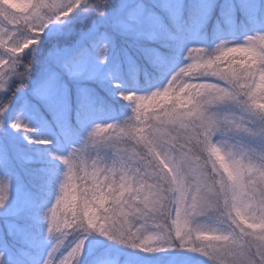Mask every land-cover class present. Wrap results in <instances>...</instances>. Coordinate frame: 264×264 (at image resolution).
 Listing matches in <instances>:
<instances>
[{
    "label": "snow or ice",
    "instance_id": "obj_1",
    "mask_svg": "<svg viewBox=\"0 0 264 264\" xmlns=\"http://www.w3.org/2000/svg\"><path fill=\"white\" fill-rule=\"evenodd\" d=\"M105 5L106 0H30L21 9L0 0V25H4L0 48L10 53L9 59H0V80L15 65L12 57L38 43L53 19L67 18L82 6L103 14ZM7 26L27 29L36 38L10 45ZM217 50L216 55L202 48L188 50L190 62L171 81L175 85L179 80L186 90L158 93L150 104L135 109L130 125H97L88 134L91 144L115 149L110 164L89 163L79 150L58 157L67 171L55 203L45 213L47 234L54 243L40 264H78L86 236L69 241L70 247L65 242L80 230L145 253L182 248L207 257L211 264H264V152L257 156L253 150L237 158L212 137L225 128L258 136L264 143V109L257 107L264 103V89L259 87L264 78V34L249 36L246 48L236 50L254 53L251 59L230 56L223 42ZM202 76L219 82L197 80ZM5 89L6 83H0V91ZM225 103L240 105V113L221 115L211 110ZM149 107L155 110L149 112ZM7 108L6 102H0V113ZM12 127L35 131L19 120ZM42 141L46 140L29 142ZM219 156L226 161L227 172ZM7 200L8 183H0V208ZM203 216L228 226L218 229L196 223ZM241 218L262 227H246ZM8 231L26 233L21 225Z\"/></svg>",
    "mask_w": 264,
    "mask_h": 264
},
{
    "label": "rangeland",
    "instance_id": "obj_2",
    "mask_svg": "<svg viewBox=\"0 0 264 264\" xmlns=\"http://www.w3.org/2000/svg\"><path fill=\"white\" fill-rule=\"evenodd\" d=\"M179 2L180 0H107L103 14L94 8L85 9L82 6L67 18L53 19L40 33L38 43L26 48L19 56L12 57L15 65L8 68L5 78L0 80V83H6V89L0 91V102L8 104L7 110L0 113V183H8V200L5 207L0 208V253L3 254V264L16 262L40 264L54 243V240L48 237L45 220V213L54 204L53 201L49 202L47 207L44 206L46 210L42 216L38 213L36 218L32 215L28 217L24 236L11 235L8 231L11 226H23L16 219V214L22 211L21 207L30 199V194L24 189L18 169L11 159V153L14 151L19 155L25 154V149L19 144L25 136L24 129L13 128L14 121L19 120L28 127L35 121L39 122L37 134L46 138L60 139V134H63L66 140H60L58 157L79 150L89 163L100 160L110 164L115 158V149L103 144H91L88 134L97 125L124 126L130 121L125 110L106 114L101 105L94 108L88 103L82 112L79 110L74 112L71 121L70 95L78 97L82 95L83 89H87L88 99H94L93 103L95 99L99 100L98 88H95V85L107 87L109 79L116 76L119 69L116 52L110 48L109 43H114L117 38L126 39L125 37H130L128 39L134 41L159 40V37L167 39L166 34L159 30L162 26V17L171 14L172 7L178 8ZM86 18L89 21H86ZM7 30L12 33L10 45H19L26 39L36 38L24 28L15 29L7 26ZM238 42H231L229 45ZM102 49L105 50L103 58ZM155 51L154 54L158 52L159 56V49L156 48ZM176 55L175 52L171 55L172 61L167 64L160 85L158 80V83L150 88V93L156 88H162L173 74L190 62V58ZM9 57L10 53L5 48H0V59ZM34 57H38L39 60L36 70L28 71L27 75L22 76L19 72L27 68L23 64L24 59ZM24 77L29 79L20 82ZM197 80L219 82L210 76L197 77ZM13 87H16V96L10 97ZM211 110L221 115L240 113L232 103L220 104ZM221 139L220 136L215 138ZM223 139L245 148L250 154L253 150L257 156L264 152V143L258 136L230 132ZM60 161L62 162L60 177L64 178L67 167L62 159ZM196 223L218 229L227 228L213 216L198 217ZM96 234L101 235L97 232L83 233L76 239L86 236L84 254L79 261L83 262L90 254ZM70 239L69 237L65 242L69 247ZM97 240L102 244V249L100 252L95 251L96 255L85 264H211L207 257L187 249L173 248L167 252L145 253L107 238ZM20 251L25 258L20 257L22 256L19 254Z\"/></svg>",
    "mask_w": 264,
    "mask_h": 264
},
{
    "label": "trees",
    "instance_id": "obj_3",
    "mask_svg": "<svg viewBox=\"0 0 264 264\" xmlns=\"http://www.w3.org/2000/svg\"><path fill=\"white\" fill-rule=\"evenodd\" d=\"M16 2L17 0H9L13 6ZM178 4V8L172 7L171 14L162 17V26L159 30L166 34L167 39L159 37V40L134 41L128 39L130 37H125L126 39L117 38L114 43H109L110 48L116 52L118 73L109 79L107 87L95 85V88H98L99 100L95 99L94 103V99H88L87 89H83L82 95L78 97L70 95L71 121L74 112L76 110L82 112L88 103L94 108L101 105L106 114L125 110L127 118L131 121L134 118L133 105L123 98L124 95L129 93L138 95L140 92H143V95L150 94V87L158 83V80L160 85L174 52L190 58L188 50L191 48H202L206 54H210L222 42L226 46H233L229 44L236 41H239L236 44L246 43L249 36L264 34V0H180ZM88 18L91 19L90 16ZM88 18L85 20L89 21ZM201 40L203 43H199ZM156 48L159 49V56L158 52L154 54ZM23 62L27 68L19 72L22 76L27 75L28 71H35L39 65L38 57L25 58ZM28 79L24 77L20 82ZM15 90L16 87H13L10 97L16 96ZM153 110L155 109L152 107L148 109L149 112ZM37 120L39 121V118ZM28 128L35 131L24 130L25 136L19 142L20 147L25 149V154L19 155L15 151L11 153L12 162L21 175L24 189L30 194V199L21 207L22 211L16 214V219L23 227L28 226L29 216L36 218L38 213L42 216L46 210L44 206L47 207L52 201L55 203L59 195L60 184L64 179L60 177L62 162L58 159L60 140H66L63 134H60V139L38 135L39 122L36 121ZM38 139L46 140L48 143L29 142ZM83 233L82 230L73 232L70 241H75ZM96 236L90 254L78 264H85L96 255L95 251H101L102 244H99L97 239L105 240L106 237L97 234ZM92 253L94 254L91 255ZM20 257L25 258L23 255Z\"/></svg>",
    "mask_w": 264,
    "mask_h": 264
},
{
    "label": "clouds",
    "instance_id": "obj_4",
    "mask_svg": "<svg viewBox=\"0 0 264 264\" xmlns=\"http://www.w3.org/2000/svg\"><path fill=\"white\" fill-rule=\"evenodd\" d=\"M29 2H30V0H17L15 6L18 7V8H21V9L27 8L28 5H29ZM106 2H107V0H106ZM246 45H247V42L246 43H241V44H236V45H233V46H226V52L230 56H232V57L239 58L241 56H245L246 59H251L252 57H254V55H255L254 53L245 55V53H242L240 51H236L237 49H245L246 48ZM216 54H218L217 47H216V49H215L214 52H212V53H210L208 55H216ZM171 81H172V77L168 80V82L162 88H159L157 90H154L150 94L137 95L135 93H129L127 95H124L123 98L125 100H127V101H130L132 103V105H133V112L135 113V109L137 107H139L142 103H145V102L150 104L151 101L154 98H156L157 97V94L160 93V92H167L169 88H172L173 90H175L178 87H183V89H185V90L187 89V85H181V82L179 80L177 81V83L175 85H173ZM259 87L261 89H264V78H262V82L259 85ZM240 99L243 100V97H240ZM234 106L240 110V105L234 104ZM257 107H259L261 109H264V103H259L257 105ZM131 123H133V120L129 121L125 125H130ZM227 133H230V132H228L225 128H219L214 133H212V137H213L214 141L217 144H219L224 149L225 152H231V153L235 154L237 156V158H239L241 155H245L246 153L247 154H250L245 148L239 147V146H237L235 144H232V143H229L226 139H223V137ZM217 136L222 137V139L221 140H215V138ZM42 143H48V142L47 141H42ZM218 159L222 163H224V165H225V171L227 172L228 171V167H227L226 161H224L223 156H219ZM211 170H212L211 169V165H209V171H211ZM229 175H231V173H229ZM241 223H243L246 227H249V228L262 227L260 225L250 224L246 220H244L243 218H241ZM224 224L226 226H228L227 223H224ZM204 226H206L208 228H216V227H209L207 225H204Z\"/></svg>",
    "mask_w": 264,
    "mask_h": 264
}]
</instances>
